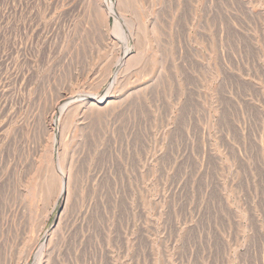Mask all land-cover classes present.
Instances as JSON below:
<instances>
[{"label": "rangeland", "instance_id": "374dc122", "mask_svg": "<svg viewBox=\"0 0 264 264\" xmlns=\"http://www.w3.org/2000/svg\"><path fill=\"white\" fill-rule=\"evenodd\" d=\"M0 264H264V0H0Z\"/></svg>", "mask_w": 264, "mask_h": 264}, {"label": "bare ground", "instance_id": "6f19581e", "mask_svg": "<svg viewBox=\"0 0 264 264\" xmlns=\"http://www.w3.org/2000/svg\"><path fill=\"white\" fill-rule=\"evenodd\" d=\"M125 25V24H124ZM112 33H114V34H116L117 36H118V38L121 40V41H123L124 43H123V45L125 44V42H126V35H127V33H125V31H124V29L122 28V27H120V26H118V25H114V29H113V31H112ZM112 33H111V35H112ZM130 35V34H129ZM115 38V37H114ZM130 38H131V36H130ZM130 38H129V41H131L130 40ZM129 43V42H128ZM130 44V43H129ZM131 50H128V52H127V49H126V54H124L123 55V58L119 61V63H118V65L119 66H122L123 67V69H127V70H129V69H131L132 68V66H133V63H134V58H130V59H126L131 53ZM115 66H116V64H115ZM115 79V78H114ZM111 81H113L112 79H111ZM113 83H114V81H113ZM113 85V84H112ZM111 88V90H112V87H109V89ZM108 90V89H107ZM110 90V91H111ZM109 91V90H108ZM108 94H109V92H107ZM105 95H106V93H105ZM105 95H103V96H105ZM102 96V98H104ZM107 96V95H106ZM113 96H114V93L109 97V98H105V99H101V100H98V101H96V100H94V102L92 101V102H90L88 105H89V108L90 109H93V108H102V106H104L103 108L104 109H106V108H109V107H111L112 105H113ZM95 99V98H94ZM97 99V98H96ZM99 99V98H98ZM70 101V100H69ZM68 102V101H67ZM83 102V101H82ZM70 104L71 103H65V104H62L61 105V109H62V112H64V111H66V110H68V108H69V106H70ZM84 105H86V104H84ZM82 106V105H81ZM61 112V111H60ZM54 141V140H53ZM60 166V165H59ZM61 172H62V169H61ZM62 174V176H64L63 175V173H61ZM65 181V180H64ZM61 191H63L64 193H66L67 192V182H63L62 183V186H61ZM60 191V192H61ZM42 248V247H41ZM38 252H40V257H41V255L43 254V252H44V248H42L41 249V251H39L38 250Z\"/></svg>", "mask_w": 264, "mask_h": 264}]
</instances>
